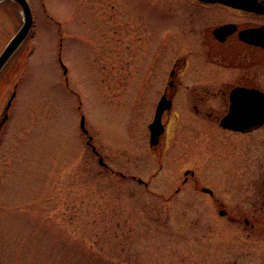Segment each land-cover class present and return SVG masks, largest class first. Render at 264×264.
Wrapping results in <instances>:
<instances>
[{
    "label": "rangeland",
    "instance_id": "obj_1",
    "mask_svg": "<svg viewBox=\"0 0 264 264\" xmlns=\"http://www.w3.org/2000/svg\"><path fill=\"white\" fill-rule=\"evenodd\" d=\"M30 2L33 34L0 72V264H260L264 233L248 237L193 181L181 187L193 169L229 207H245L239 141L179 96L167 131L149 144L161 91L153 80L139 88L138 77L164 9ZM20 16L0 10V51Z\"/></svg>",
    "mask_w": 264,
    "mask_h": 264
},
{
    "label": "flooded vegetation",
    "instance_id": "obj_2",
    "mask_svg": "<svg viewBox=\"0 0 264 264\" xmlns=\"http://www.w3.org/2000/svg\"><path fill=\"white\" fill-rule=\"evenodd\" d=\"M28 2L33 28L36 14ZM141 3L146 9L155 6L166 10L162 12L167 24L156 39L150 36L138 77L139 88L153 80L150 83L161 91L159 99L164 96L170 100V107L161 115L163 134L175 99L183 96L192 101L197 118H207L215 124L214 131L239 141L241 187L247 205L229 207L215 188L200 183L199 173L193 169L184 171L181 187L193 181L201 192L198 197L208 195L219 216L235 222L242 220L248 237L256 232L263 234L264 0H178L162 6L150 0ZM14 7L20 12V22L7 39L21 26L23 12L18 2L0 0V10L6 15ZM3 30L1 26L0 37H4ZM27 36L31 38L32 34ZM164 53H169L167 66L157 70Z\"/></svg>",
    "mask_w": 264,
    "mask_h": 264
},
{
    "label": "water",
    "instance_id": "obj_3",
    "mask_svg": "<svg viewBox=\"0 0 264 264\" xmlns=\"http://www.w3.org/2000/svg\"><path fill=\"white\" fill-rule=\"evenodd\" d=\"M15 1H17L19 5L21 6V9L24 15V20H23V24L21 25V27L12 36V38L7 42V44L5 45V47L0 53V71L4 67V65L7 63L9 58L14 54V52L22 44V42L26 38L32 26V23H33L32 13H31V9H30L28 1L27 0H15ZM13 95L14 94L10 96L7 102L6 108L9 107L10 102L13 98ZM169 107H170V100H166L165 97L162 96L157 104L154 118L149 123V129H150L149 143L151 145H155L159 142L160 136L163 133V129H164V126L161 122V115H162L163 110ZM5 117L6 115H4L3 119ZM222 124L226 125V121L222 120ZM80 126L83 129V131L87 132V130L84 127L83 117H81ZM89 139H91V136H89ZM92 149L95 151L94 146L92 147ZM99 161L103 163L102 157H99ZM261 264H264V261Z\"/></svg>",
    "mask_w": 264,
    "mask_h": 264
}]
</instances>
